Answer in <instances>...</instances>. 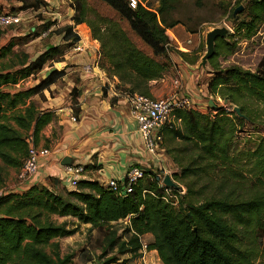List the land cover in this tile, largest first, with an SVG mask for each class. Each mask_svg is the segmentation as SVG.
Instances as JSON below:
<instances>
[{
    "label": "trees",
    "instance_id": "1",
    "mask_svg": "<svg viewBox=\"0 0 264 264\" xmlns=\"http://www.w3.org/2000/svg\"><path fill=\"white\" fill-rule=\"evenodd\" d=\"M20 1L19 9H37L41 4L40 0ZM100 1L126 21L150 53L134 43L118 20L102 15L87 0L70 1L73 24L58 30L62 45H47L33 59L24 52L12 53L11 45L0 47V55L11 54L15 59L0 67V162L5 166L19 169L29 139L36 145L40 131L53 119V112H41L31 97L61 79L64 69L52 68L32 87L13 90V86L49 62H62L59 56L65 48L76 46L80 40L74 25L84 22L89 26L92 37L99 42V66L108 76L117 77L124 92L150 96L148 82L160 78L171 66L170 52L179 53L186 61L187 53L177 52L174 44L170 46L166 33L179 24L190 33L196 32L195 27L175 17L184 0H158L155 9L140 2L132 8L130 0ZM237 6L230 15L235 33L218 37L214 55L207 61L212 71L206 79V90L213 96L212 103L206 112L176 110L180 126L162 130L168 140L181 141L177 149L167 147L166 152L175 163L170 170L173 180H187L186 193L180 194L174 188L167 192L159 185L160 172L145 168L142 179L150 177L152 181L142 188L138 186L140 179L124 195L119 193L121 186L113 190L99 181L85 179L63 193L36 184L21 192H2L0 264H72L73 255L63 254L53 239L70 236L76 229L67 221H57L56 216H71L99 230L109 229L111 221L129 217L121 235L116 231L107 236L105 233L104 250L118 251L104 264L116 262L125 253L135 257L140 249L139 235L145 233L152 235L147 247L156 249L163 264H254L258 255L264 258V247L259 243L264 238V138L252 150H232L235 131L261 118L250 111L248 99L264 104V53L254 69L239 64L222 66L218 59L222 52L230 57L242 42L248 43L261 33L264 0H249L244 9L247 18L243 19L234 17ZM196 61L186 62L193 65ZM72 91L75 117L79 108L76 89ZM217 97L229 103L218 104ZM234 106L239 107L241 115L226 108ZM120 236L123 241L118 244Z\"/></svg>",
    "mask_w": 264,
    "mask_h": 264
},
{
    "label": "crops",
    "instance_id": "2",
    "mask_svg": "<svg viewBox=\"0 0 264 264\" xmlns=\"http://www.w3.org/2000/svg\"><path fill=\"white\" fill-rule=\"evenodd\" d=\"M12 1L15 2L10 3ZM70 1L71 0H40L41 4L39 8L22 9L20 12L22 11V16L23 12L24 15L28 12L41 13L44 10L43 7H47L49 4L50 7L48 6L47 8L52 9L50 14H55V19L57 18L61 22L64 16L65 18L67 17L65 23H62V26L55 29L59 34L58 36L61 35V41L64 43L62 34L59 33L58 30L65 25L73 24L72 15L74 11L70 7ZM21 4L20 0H0V6L3 7H0V10L9 11L13 7L19 8ZM5 8L10 9L5 10ZM54 24L55 23H46L45 26H48L46 30H50ZM177 26L169 30L172 32ZM74 29L78 30L80 36L79 42L76 46L68 47L70 50H64L59 56L62 58V62L64 61V56L67 58L62 68L64 69V75L57 82L31 97V100L35 102L37 108L41 110V112L51 111L54 115L53 119L42 128L39 133L38 141L36 142L37 146L49 149V154L39 159L34 174L26 183L19 185L16 182L15 189H10L8 191L3 190L2 192H21L34 184L62 193L66 190L74 189L75 186H72L70 181L66 178L64 164L61 163L62 158L66 155L73 158V163L82 164L84 167V171L79 175L78 180H96L104 186L107 185L106 183L109 179L120 182L128 168L133 164H137L147 170L152 169L153 172H160L158 175H165L171 170L165 166V163H174L168 153H159V155L153 156L149 155L145 150L137 124L130 116L125 92L122 90V86L119 85V80L116 76H108L105 69L99 66V42L91 36L89 26L83 22L74 25L73 30ZM178 33L180 36L183 35L179 30ZM172 34L174 35L173 32ZM174 37L177 42H179L175 35ZM10 45L12 53L23 52L14 51L12 49L14 43H10ZM78 46L79 50L76 49ZM187 50L184 53H187ZM169 56L172 64L167 71L163 73L166 78L158 81L156 85L154 83V85H150L149 95L151 97H162L174 91L171 78L178 74L185 88L183 92L188 95H193L194 90L189 87L192 76H188V72H185L182 64L174 58L172 52L169 53ZM177 57H179L181 63L185 64L186 61H184L180 55ZM56 62L58 63L59 61ZM49 63L37 72L41 73L47 71L44 75L42 74L40 79L30 83L28 79H31V77H34L37 73L32 74L22 82H19V84L14 85L15 87L13 86V90L25 89L37 84L52 68H54V66L49 68ZM53 63L54 62L50 64ZM189 67L190 66H188V68ZM192 68L193 67H190V69ZM86 69L89 70V75H86ZM173 69L176 71V74L174 71L172 72ZM77 71H79L77 74L80 78L78 81L66 79L68 74ZM64 81L66 82L64 83ZM21 84L23 85L22 87H20ZM74 88L77 92L76 99L79 108V113L78 116H75V121L71 119L73 116V106L69 96V92ZM39 97H42L40 98L41 100ZM36 100L40 105H37L38 102ZM206 101L209 102V99H206ZM197 102L199 103L198 99ZM204 106L206 107L207 104L205 103ZM205 107L201 110V107L198 106L196 110L206 112L207 109ZM164 139L165 136L163 137V140ZM157 165L161 166L163 170L157 169ZM150 166H153V168ZM122 186L123 183L121 184V187ZM55 218L59 222L65 220L69 221V218H72L76 220L78 224L87 226L89 230L96 229L91 228L90 223H79L77 219L71 216H56ZM117 222H124L127 226L129 224V217L111 221L110 225ZM116 235L118 234L116 233ZM141 236L147 243L152 240V235L150 233H145ZM125 254L126 257L124 259L126 261L124 259L120 261L119 258L116 262L112 263L121 264L124 260L125 262L122 264H136V256L131 258L130 253ZM149 255L155 259L156 264H163L157 251L150 252Z\"/></svg>",
    "mask_w": 264,
    "mask_h": 264
},
{
    "label": "rangeland",
    "instance_id": "3",
    "mask_svg": "<svg viewBox=\"0 0 264 264\" xmlns=\"http://www.w3.org/2000/svg\"><path fill=\"white\" fill-rule=\"evenodd\" d=\"M148 8L155 9L158 6V0H141ZM249 0H184L181 5L177 7V13H175V17L180 20L181 22H185L193 27L196 28L195 33H190L187 31L186 27L182 24H179L177 28L173 29V33L178 38L180 44L184 46L186 49L188 48L187 56L184 57V59L188 61L197 60L195 64L191 65L189 63L183 64L181 63V60H179V53L172 52L174 55V58L179 61L180 64H182V67L184 68L185 72H188V76L191 77L190 86L194 90V94L191 96L195 100H199V103L196 101V106H200L201 110L203 107H205V103L207 104L208 101L206 99H211L213 101L210 95H208L206 90V79L210 77L212 69L206 63L205 67H199V63L201 60V57L204 55L206 51L205 47V34L211 30L213 27H222L225 26L228 29L227 35H230L232 33H235V23L232 20L231 11L233 7L241 5L243 6V10L237 12L234 17H237L239 19L247 18V12L245 7L247 6ZM15 1H12L10 3H13ZM88 4L91 7H94L99 13H101L104 16H108L114 20H118L122 27L126 30V32L129 34L131 39L134 41V43L143 49L145 52L150 53V49L142 43V41L136 37L131 30L129 29L127 23L125 20H122L119 18L118 14L112 10L106 3L100 1V0H87ZM49 4L47 5V7ZM237 6V7H238ZM3 8L2 6H0ZM46 6L43 7V12H37V13H25L23 12V21L19 25H13L8 27H0V47L2 46H8L10 43H14L12 46V49L14 51H23L24 53H27L30 59L35 58L44 48L47 44H57L60 43L61 45L63 42L61 41V35L57 33V29L59 26H62V23H65L67 20L64 16L63 21H59L57 18L55 19V14H50L52 12L51 8H47ZM50 7V6H49ZM10 8H5V10ZM22 9H19L17 7H13L9 11H19ZM22 13V11L20 12ZM63 17V15H62ZM43 21V22H41ZM46 23H55L54 26L50 28V30H46L48 26H45ZM33 28V30H32ZM178 30L181 31V34L179 35ZM74 32L78 34V30L74 29ZM170 31V33L172 34ZM79 35V34H78ZM173 35V34H172ZM92 36V35H91ZM187 40H190V42H187ZM174 44V45H173ZM241 44V43H240ZM173 45L174 49L176 51L180 52H186L182 51L178 48H175L177 46V43L174 39L171 40L170 46ZM79 47V46H78ZM70 50L69 48H65V51ZM79 50V48H78ZM78 52V51H77ZM264 53V27L261 30V33L257 34L253 40H250L247 42H242L240 48L237 50L236 53L231 55L230 57H225L224 52L221 53L219 56V63L222 66H228L230 64H239L243 68H249L254 69L260 58L262 57ZM183 57V56H182ZM64 61H67V58L65 56L63 57ZM14 57L11 56V54L7 55H0V67L6 66L8 64H12L14 61ZM263 67H264V56H263ZM65 63L62 64V66H58L57 62L53 64H48V67L54 66L58 69H62L64 67ZM188 66L193 67L190 69ZM87 70V69H86ZM167 71V70H166ZM176 74V71L173 69L172 72ZM47 71H43L41 73H37L34 77H31V79H28V81L31 83L34 80L40 79L42 74L44 75ZM77 72H71L67 75L66 79L78 81L79 75ZM178 74V73H177ZM86 75H89V70H87ZM163 77L165 75H162ZM33 78V80H32ZM166 78V77H164ZM173 78V77H172ZM181 78V77H180ZM27 81V82H28ZM160 81V80H158ZM158 81H155V85ZM66 81H64L65 83ZM150 82V81H149ZM148 82V88H150V85L153 83ZM153 84V85H154ZM23 85L21 84L20 87ZM182 91H185L183 82H182ZM73 91L71 90L69 92V96L71 98ZM42 97H39V99ZM41 100V99H40ZM217 103L220 104V102L223 103V100L219 97L216 98ZM37 101V100H36ZM250 103V108L252 113L255 114L256 117H261L260 120L256 122V124L251 125L247 124L243 127H239L235 131V135L232 140V150L238 153L239 151L245 152L246 150H252L254 149V146L261 138H264V104H261V102H256L253 99H248ZM38 102V101H37ZM37 105H40L39 102ZM206 108V107H205ZM263 120V121H262ZM165 136V139L163 140L162 144L160 145V151L159 153L165 154L166 148H175L179 147L181 144V141L179 139L172 140L168 136ZM164 148V149H163ZM171 156V155H170ZM159 162V160H158ZM173 166H172V165ZM168 164L165 163V166L169 169H173L175 167V163ZM160 165V164H159ZM153 168V166H150ZM0 168H2V173L0 177V190L8 191L10 189H15L16 186V176L18 173V168L14 166H5L0 162ZM157 169H162L161 166L157 165ZM170 174V171H169ZM189 179V178H187ZM150 177H146L142 179L138 186L140 185L142 188H146L150 182ZM187 180H179L175 181L177 184L182 186L184 188V194L186 193V186L185 182ZM200 184V183H199ZM174 193V192H173ZM66 221V220H65ZM69 226L76 229V232L70 236L62 237V238H55L53 241L58 242L60 246V250L63 254L69 253L73 255L72 264H93L94 262L101 263L108 261L109 258L116 255L117 251L116 249H113L111 253H108L104 250V248L107 247V245H104L105 240V233L106 236L109 235L108 232L116 231L118 235H121L123 232L126 223L124 222H117L112 224L110 228H106L105 230H99V229H93L89 230V228L85 225L78 224L76 220L69 218V221H67ZM127 236V235H126ZM126 236H123V240L126 238ZM125 237V238H124ZM120 239L117 240V243L119 244L123 240L121 239L122 236L119 237ZM147 239V238H146ZM262 247H264V238L262 240H259ZM46 250L51 253V248L49 246H46ZM104 251V252H103ZM264 252V250H263ZM120 261L126 257V254H122L118 256ZM97 260V261H96ZM264 263V258L262 255H258L254 261V264H262ZM115 264V263H111Z\"/></svg>",
    "mask_w": 264,
    "mask_h": 264
},
{
    "label": "built area",
    "instance_id": "4",
    "mask_svg": "<svg viewBox=\"0 0 264 264\" xmlns=\"http://www.w3.org/2000/svg\"><path fill=\"white\" fill-rule=\"evenodd\" d=\"M137 2H140L146 6L141 0H130L129 5L132 8H135ZM22 21L23 16L20 12L0 10V27L19 25ZM166 33L170 40H176L174 35L170 33L169 29L166 30ZM187 42H190V40H187ZM176 43L177 46L175 48H178L182 51L187 50L184 46L177 42V40ZM78 48L79 47H76V49ZM158 80H164V77L161 76L160 78L151 80L150 82L155 83V81ZM171 82L172 85H174V91L162 97H151L139 92H125L130 116L137 124L144 148L149 155H159L160 145L163 142V128H177L180 126L181 119L176 116V110L197 109V100L193 99L191 95H188L182 91V80L179 74L171 78ZM210 97L212 98V96ZM210 101L212 103V100L209 99L206 109L208 104H211ZM220 104L225 105L222 102H220ZM226 108L233 110V107ZM71 119L73 121L76 120L74 116H72ZM48 154L49 149L37 146L29 139L27 154L24 157L22 165L19 168L16 176L17 184L21 185L26 183L28 179H30V177L34 174L39 159L46 157ZM64 171L66 178L70 181V184L72 186H76L79 175L84 171V167L82 164L72 162L71 164L64 165ZM144 176L145 170L141 166L133 164L128 168L120 182L114 179H109L106 184L113 190H118L123 183L122 191H119V193L124 195L126 193H130L138 180L142 179ZM163 176L164 175L160 176L159 185L164 186L167 192H169L170 188L166 187L162 182ZM177 190L180 194H183L185 191L182 186H180V188ZM1 193L2 190H0V194ZM172 196L177 198L175 193H173ZM176 202L177 199H175L174 204H176ZM139 242L140 249L136 255V264H156L155 259L149 255L150 252L156 251V249H149L147 247V242L142 238L141 235H139ZM98 262H94L93 264H104L103 262Z\"/></svg>",
    "mask_w": 264,
    "mask_h": 264
},
{
    "label": "water",
    "instance_id": "5",
    "mask_svg": "<svg viewBox=\"0 0 264 264\" xmlns=\"http://www.w3.org/2000/svg\"><path fill=\"white\" fill-rule=\"evenodd\" d=\"M243 6L239 5L235 11L234 14H236L237 12H239L240 10H242ZM228 32V29L225 26L222 27H213L211 30H209L206 34H205V47H206V51L204 53V55L201 57L200 63H199V67H205L207 61L209 58H211L214 55L215 52V41L218 37H226ZM58 66H62V64H64V62H58L57 63ZM211 103V101H210ZM224 104L229 103V101L227 99L223 100ZM233 111L236 112L237 115H241L240 109L238 106H234L233 107ZM73 162V158L66 155L62 158L61 163L62 164H71ZM163 184L168 187V188H174V189H179L180 185L177 184L175 182V180L172 179L171 175L169 173H166L163 176L162 179Z\"/></svg>",
    "mask_w": 264,
    "mask_h": 264
}]
</instances>
